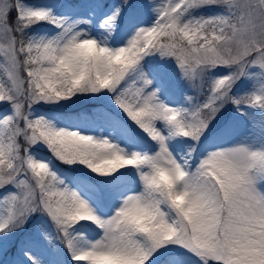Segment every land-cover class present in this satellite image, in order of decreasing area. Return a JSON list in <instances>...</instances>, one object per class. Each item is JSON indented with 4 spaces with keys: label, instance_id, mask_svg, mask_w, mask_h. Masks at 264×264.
Here are the masks:
<instances>
[{
    "label": "snow or ice",
    "instance_id": "1",
    "mask_svg": "<svg viewBox=\"0 0 264 264\" xmlns=\"http://www.w3.org/2000/svg\"><path fill=\"white\" fill-rule=\"evenodd\" d=\"M0 264H264V0H0Z\"/></svg>",
    "mask_w": 264,
    "mask_h": 264
}]
</instances>
